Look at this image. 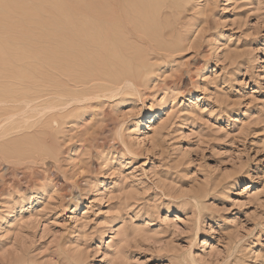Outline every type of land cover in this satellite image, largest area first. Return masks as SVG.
I'll use <instances>...</instances> for the list:
<instances>
[{
	"label": "rangeland",
	"instance_id": "374dc122",
	"mask_svg": "<svg viewBox=\"0 0 264 264\" xmlns=\"http://www.w3.org/2000/svg\"><path fill=\"white\" fill-rule=\"evenodd\" d=\"M59 1L0 70V264H264V0L163 2L111 67L105 0Z\"/></svg>",
	"mask_w": 264,
	"mask_h": 264
},
{
	"label": "bare ground",
	"instance_id": "6f19581e",
	"mask_svg": "<svg viewBox=\"0 0 264 264\" xmlns=\"http://www.w3.org/2000/svg\"><path fill=\"white\" fill-rule=\"evenodd\" d=\"M166 1H168V0H156L154 3L151 2V0H105V2L103 3V12H102L103 23H106V25H111L112 20H114L119 24V26L116 27L117 33H113V29H115V27H114L112 29V32L108 31L107 33H105V37L103 40V52L105 55V57L104 56L103 57H104V59L106 58V65L108 67L112 66V58H114V56L119 57V52H115V51L112 52V50H111V46L113 45L112 40H111V36L113 34H120V32L125 31V32H130L131 34L137 35L138 40H140L142 42H145L147 44L150 43L148 41V38H150V36L153 35L156 31V27H153V25H152L153 21L155 20V17H153V14L152 15L150 14L151 13L150 10L152 9V7H153V9L155 7L158 8V6L161 7L163 2H164L163 6H165ZM101 2L102 1H100V3ZM35 5H37V3H35L34 0H0V15H8L9 13H15V12L19 13V20H17V21L14 19L10 20V22L13 24V26L18 30V33H19L18 37L14 38L13 35L11 36L10 34H6V38H8V39L13 38V41H11V42L6 41V42H2V43L0 42V70H2V69L13 70L14 67L11 66L12 62H10L8 60V55H9L10 51L12 49L16 48L18 45L21 47L25 38L28 39L31 37L32 32L29 31L27 29V27L25 26V21L27 18L31 17L34 13H42V14L46 13V15L50 18L58 17L62 20H66L65 21V22H67L66 24H61L62 26L61 25H59V26H61V28H63L64 26L73 28L75 26V21H74L75 17H73L75 15L74 13L75 12L78 13V12L83 11V9L80 6H78V7L72 6L71 8L66 9V6H68V5L64 4L63 2H60V1L57 2L55 4L53 10H51L49 12L40 9L39 7H35ZM101 7H102V5H101ZM168 7L169 6H166V8H168ZM97 9H98V7H97ZM90 11H92V10L90 9ZM166 12H167V10H166ZM98 14H100V13L98 12ZM166 14H165V16H166ZM161 17H163V16H161ZM37 21L40 22L39 20H37ZM114 32H115V30H114ZM115 38L117 40V38H118L117 35ZM131 38H133V37H131ZM137 42H139V41H137ZM115 45H118V43L116 42ZM160 115H161V113L159 114V116ZM155 116H158V115L155 114L152 117H150L149 119L156 121V119H154ZM157 118H159V117H157ZM150 122H147V123H150ZM142 125L144 126V121H142Z\"/></svg>",
	"mask_w": 264,
	"mask_h": 264
}]
</instances>
